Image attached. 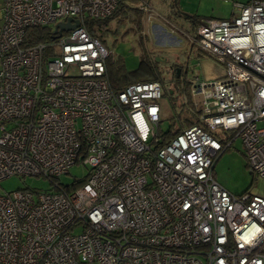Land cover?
<instances>
[{
    "label": "built area",
    "instance_id": "built-area-1",
    "mask_svg": "<svg viewBox=\"0 0 264 264\" xmlns=\"http://www.w3.org/2000/svg\"><path fill=\"white\" fill-rule=\"evenodd\" d=\"M118 2L0 0V182L51 186L0 195V264H264V197L231 194L213 177L239 138L264 182V0L195 28L192 44L225 75L190 87L198 123L169 138L162 84L112 91L113 53L86 28ZM68 19L79 25L59 33ZM33 29L49 40L33 43ZM79 164L87 174L61 185Z\"/></svg>",
    "mask_w": 264,
    "mask_h": 264
},
{
    "label": "rangeland",
    "instance_id": "rangeland-1",
    "mask_svg": "<svg viewBox=\"0 0 264 264\" xmlns=\"http://www.w3.org/2000/svg\"><path fill=\"white\" fill-rule=\"evenodd\" d=\"M142 1L151 8V14H141V28L129 19L121 18L123 15L119 17L120 20L111 19L105 27L99 23L94 24L96 32L101 27L102 32H97L101 36H98L101 43L113 53L115 59L120 60L126 71H135L144 62L162 86L173 90L180 79L184 88H190L196 82L214 81L225 75L223 64L192 44L194 28L183 16H198L202 20L229 19L235 4L247 0H140ZM179 70L183 73L178 77ZM182 90L171 96H163L158 101L159 127L163 134L171 125L172 130L180 127V122L185 118L180 108V96L185 94ZM190 98L196 115L199 104L194 97ZM225 149L217 156L213 166L215 181L234 195L264 197V182L250 172L241 140L236 138ZM86 174L87 167L75 165L68 170V174L61 175L58 182L64 186L71 185L74 180L81 179ZM16 190L48 192L51 186L49 181L40 177L13 176L0 182V195Z\"/></svg>",
    "mask_w": 264,
    "mask_h": 264
},
{
    "label": "trees",
    "instance_id": "trees-1",
    "mask_svg": "<svg viewBox=\"0 0 264 264\" xmlns=\"http://www.w3.org/2000/svg\"><path fill=\"white\" fill-rule=\"evenodd\" d=\"M164 1L166 2V0ZM169 1H172V0H169ZM140 5H141L140 0H119L117 9L111 17L105 20H87L85 22L86 28L93 37L99 40L98 36L100 38L101 36L98 35L97 32L98 31L102 32L101 27L98 28V31L96 32V30L94 29V26H95L94 24L99 23L100 26L102 25L103 27H105L106 25H108V22L113 18H115L116 20L117 19L120 20L119 17H121V15H123V17L121 18L129 19L130 21L135 22L138 28H141L142 27L141 14L143 13L140 10ZM171 9H172V4H171ZM183 18L185 20H188L191 23V25L194 28V32H195V28L203 21L198 16H183ZM30 33H32L33 35V38H32L33 43L49 40V37H50V34L44 29H33V30H30ZM99 41L101 42L102 40H99ZM147 68L148 67L145 65V63L141 62L137 70L128 72L124 69V66L122 65L120 60L115 59L114 56L109 58L106 63V77H107V81H108V84L111 90L114 92H119L125 86L132 84V83L157 81L156 78L151 74V72ZM174 77L178 79V77H176L175 74H174ZM177 82L178 84H176V87H175L176 91L171 88L167 89L163 85L162 97L171 96L175 92L183 89L182 92L183 93L185 92V94L180 96L181 105L180 104L179 105L183 111V114H184L183 117L185 118L180 122V127L176 128L175 130H172L173 126L171 125L170 129H168V131L165 132L164 134L160 131V133L162 134V137L164 138L175 136L179 132H181L182 129L198 123V120L196 118V115L193 112V108L191 104L190 88L183 87L182 79H180V81L177 80ZM159 125H160V122H159Z\"/></svg>",
    "mask_w": 264,
    "mask_h": 264
},
{
    "label": "water",
    "instance_id": "water-1",
    "mask_svg": "<svg viewBox=\"0 0 264 264\" xmlns=\"http://www.w3.org/2000/svg\"><path fill=\"white\" fill-rule=\"evenodd\" d=\"M79 25V22L78 21H73L72 23V20L71 19H68L65 23H58L56 25V29H59V33L61 31H69V30H72L74 28H76L77 26Z\"/></svg>",
    "mask_w": 264,
    "mask_h": 264
},
{
    "label": "crops",
    "instance_id": "crops-1",
    "mask_svg": "<svg viewBox=\"0 0 264 264\" xmlns=\"http://www.w3.org/2000/svg\"><path fill=\"white\" fill-rule=\"evenodd\" d=\"M1 15H2V13H1V9H0V23H1ZM175 91H176V88H175Z\"/></svg>",
    "mask_w": 264,
    "mask_h": 264
},
{
    "label": "flooded vegetation",
    "instance_id": "flooded-vegetation-1",
    "mask_svg": "<svg viewBox=\"0 0 264 264\" xmlns=\"http://www.w3.org/2000/svg\"><path fill=\"white\" fill-rule=\"evenodd\" d=\"M178 73H179V74H178V77H179V76H180V74H181V70H179V71H178ZM182 73H183V72H182Z\"/></svg>",
    "mask_w": 264,
    "mask_h": 264
}]
</instances>
